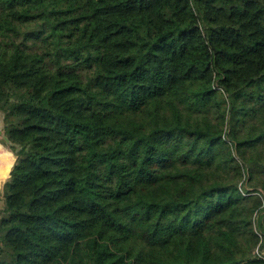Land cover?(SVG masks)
I'll return each mask as SVG.
<instances>
[{"label":"trees","instance_id":"1","mask_svg":"<svg viewBox=\"0 0 264 264\" xmlns=\"http://www.w3.org/2000/svg\"><path fill=\"white\" fill-rule=\"evenodd\" d=\"M0 113V264H264V0H0Z\"/></svg>","mask_w":264,"mask_h":264},{"label":"rangeland","instance_id":"2","mask_svg":"<svg viewBox=\"0 0 264 264\" xmlns=\"http://www.w3.org/2000/svg\"><path fill=\"white\" fill-rule=\"evenodd\" d=\"M1 119H2V115L0 113V165H2L4 162H6L7 160H10L13 156V153L12 151L9 149L8 145L5 144L2 140V137L5 136L3 134V131H2V122H1ZM5 149V151H4ZM4 151V152H3ZM2 152V153H1ZM14 160H15V155H14ZM14 163V161H13ZM13 166V165H12ZM9 176H7L2 184L0 183V216L2 215V208L4 206V202H3V198L1 196V188H2V185L3 183L5 182V180L8 178ZM263 255H264V251H263Z\"/></svg>","mask_w":264,"mask_h":264},{"label":"crops","instance_id":"3","mask_svg":"<svg viewBox=\"0 0 264 264\" xmlns=\"http://www.w3.org/2000/svg\"><path fill=\"white\" fill-rule=\"evenodd\" d=\"M2 140H3V137H2ZM4 151H5V149H4ZM4 151H3V152H4ZM1 153H2V152H1ZM0 162H1V161H0ZM4 163H5V162H4ZM4 163H3V164H4ZM3 164H2V165H3ZM2 165H0V169L2 168ZM7 176H9V174H8Z\"/></svg>","mask_w":264,"mask_h":264},{"label":"water","instance_id":"4","mask_svg":"<svg viewBox=\"0 0 264 264\" xmlns=\"http://www.w3.org/2000/svg\"><path fill=\"white\" fill-rule=\"evenodd\" d=\"M3 139L8 143V139L6 138V136H3Z\"/></svg>","mask_w":264,"mask_h":264}]
</instances>
